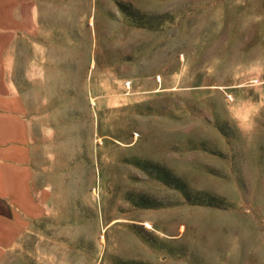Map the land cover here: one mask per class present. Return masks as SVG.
Listing matches in <instances>:
<instances>
[{
	"label": "rangeland",
	"instance_id": "rangeland-1",
	"mask_svg": "<svg viewBox=\"0 0 264 264\" xmlns=\"http://www.w3.org/2000/svg\"><path fill=\"white\" fill-rule=\"evenodd\" d=\"M48 4L56 72L31 101L58 138L41 156L60 218L3 264L246 263L264 242V0Z\"/></svg>",
	"mask_w": 264,
	"mask_h": 264
},
{
	"label": "crops",
	"instance_id": "crops-1",
	"mask_svg": "<svg viewBox=\"0 0 264 264\" xmlns=\"http://www.w3.org/2000/svg\"><path fill=\"white\" fill-rule=\"evenodd\" d=\"M49 1L0 0V264L23 249L33 226L60 218L54 207L57 177L49 182L52 175L41 156V148L57 145L58 138L42 136L43 110L31 101L32 92L48 89L46 75L56 72L45 60L58 49L44 43L48 33L58 36L45 12L53 6ZM244 264H264V242Z\"/></svg>",
	"mask_w": 264,
	"mask_h": 264
},
{
	"label": "trees",
	"instance_id": "trees-1",
	"mask_svg": "<svg viewBox=\"0 0 264 264\" xmlns=\"http://www.w3.org/2000/svg\"><path fill=\"white\" fill-rule=\"evenodd\" d=\"M129 7H131V9H133V12L136 14V15H135L134 13H128L129 16H132V17H133V19H135V18H136V19H137V18L139 19V18H142V17L144 16V14H143L141 11H139V10L133 8L132 5H130ZM122 11H125V10L122 9ZM166 182H168L169 184L172 183L175 187L180 188L181 191L184 193L185 198H186L187 200H192L191 197H190V195H189V192L187 191V189H186V187H185V184L181 183V181H180L179 179L172 178L171 181L168 180V181H166ZM197 203L214 204V203L211 202V201H210V202L201 201V202H197ZM142 207H154V206H152V205H142Z\"/></svg>",
	"mask_w": 264,
	"mask_h": 264
}]
</instances>
